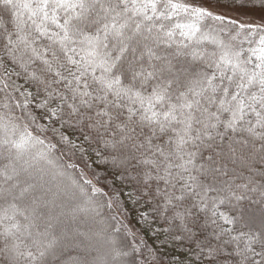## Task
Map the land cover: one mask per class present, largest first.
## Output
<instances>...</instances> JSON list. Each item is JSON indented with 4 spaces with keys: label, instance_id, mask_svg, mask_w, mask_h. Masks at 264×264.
Returning a JSON list of instances; mask_svg holds the SVG:
<instances>
[{
    "label": "snow or ice",
    "instance_id": "1",
    "mask_svg": "<svg viewBox=\"0 0 264 264\" xmlns=\"http://www.w3.org/2000/svg\"><path fill=\"white\" fill-rule=\"evenodd\" d=\"M0 53V252L13 264L67 236L53 215L63 189L47 187L41 166L58 145L94 154L114 182L136 181L188 241L180 264L264 261V0H0ZM9 62L28 87L9 83L22 74ZM48 132L56 142L33 154ZM87 184L95 196L80 187L74 212L109 195ZM108 243L118 264H161L143 240Z\"/></svg>",
    "mask_w": 264,
    "mask_h": 264
},
{
    "label": "trees",
    "instance_id": "2",
    "mask_svg": "<svg viewBox=\"0 0 264 264\" xmlns=\"http://www.w3.org/2000/svg\"><path fill=\"white\" fill-rule=\"evenodd\" d=\"M229 2L230 0H219L221 5H228ZM212 4L215 6L216 0H212ZM218 9L229 10L227 7H219ZM3 18L6 21L13 19L10 14L4 15ZM244 47H249V45L245 43ZM8 68L9 71L14 69L16 72L22 73V70L11 62H9ZM0 72H2V69H0ZM12 81L28 87L23 73L21 76H16L13 73L9 83ZM0 99H2V94H0ZM0 112H3V109H0ZM20 115L21 112L16 110L15 116ZM17 122L21 123V125L23 123L21 121ZM38 122L47 123L48 121ZM56 126L59 127V125ZM36 134L40 135L41 139L47 138L45 139V145L36 144L32 148L33 154L44 151L49 140L53 143L56 142L51 132ZM71 139L73 144L81 145L79 132L73 131ZM81 157L83 158L82 160ZM50 159L53 160L50 165L43 161L41 162V166L46 169L47 173L45 177L48 181L47 187H50L53 192H57L58 188L63 189V192L54 198L58 207L53 208V215L59 216L56 234L59 235L60 230L63 229L67 236L58 240L43 259L30 262L22 258L16 264H56L57 259L60 261L57 264H87L89 253H92L96 247L104 246L110 249L108 241L111 238H116L126 243L125 251H130L131 247L139 244L141 240L145 241L149 249H158L156 255L159 257L161 264H180L181 261L186 259L184 254L189 252L188 241L182 238V234L177 232L175 225L171 221L166 220L157 211L156 202L142 195L139 185L131 177L127 180L117 179L114 182L112 177L105 171L103 165L98 167V164H100L99 158L95 157L94 154L90 158L88 153L74 149L71 145H58L57 149L51 153ZM94 159L95 163L93 162ZM198 162L203 163V161ZM73 164L76 167H71ZM85 164H87V167H85ZM59 173H63V175H59ZM105 177L107 178L105 179ZM97 178H99V182ZM88 180L92 181V186L94 187L108 186L104 188V191L109 194L108 196L96 197L99 201L97 205L98 214L91 211H73L77 205L83 206L85 203V199L79 191L80 187H83L86 193L95 196L91 191V187L87 184ZM73 181H76V184H73ZM112 192L118 194L119 204H113L109 207L108 205L111 202L109 197ZM71 194L76 196V198L72 199V201H66V198ZM50 195L46 199H53ZM227 210V207L221 208V211ZM82 215L87 217V219L83 220L81 218ZM94 226L105 230L106 233L104 235L100 234L103 237L102 239L98 237V239H93ZM133 232L136 233V237L131 235ZM97 233L99 234V232ZM94 235L97 236L96 232ZM69 236H71V239ZM92 240L95 245L92 244ZM25 243L30 244V241L26 240ZM4 244L5 241L0 237V249L4 248ZM23 249L24 246L21 245V250ZM62 249L66 250V255L60 259L61 255H63ZM142 253H146V250L141 249L134 254L137 260L144 259ZM7 256V253L0 252V264H13ZM96 256L98 260L95 261V264H118L117 261L108 260L103 255L99 254ZM103 259L106 261H103ZM121 259L130 261L132 257H123ZM255 259L259 261V257H255ZM152 264H156V261L153 260ZM260 264H264V261H261Z\"/></svg>",
    "mask_w": 264,
    "mask_h": 264
},
{
    "label": "rangeland",
    "instance_id": "3",
    "mask_svg": "<svg viewBox=\"0 0 264 264\" xmlns=\"http://www.w3.org/2000/svg\"><path fill=\"white\" fill-rule=\"evenodd\" d=\"M223 13H226V18H235L239 15L238 11H235V10H225V9H218L216 10V12L214 14H223ZM239 21H248V22H254L255 24L259 25L261 23V20H260V13L259 12H256V13H252L250 15H239ZM62 193V192H61ZM71 196V197H70ZM50 197H52L50 195ZM76 198V196H74L73 194L69 195L67 198H66V201H72V199ZM83 220H86L87 217H85L84 215H82ZM65 220V219H64ZM94 228V232H93V239H102L103 237L100 235V234H105V230H102V229H99L98 227L95 228V226L93 227ZM96 232L97 236L94 235ZM99 232V234L97 233ZM98 237V238H97ZM69 238L71 239V236H69ZM92 244H94V241L92 240ZM110 245V244H109ZM64 247H67V246H64ZM63 251V255H61L60 259H62V257H64L66 254V250L65 249H62ZM109 253V249L107 247H101V246H98L96 247L92 253H89V257L87 258V264H95V261H97V256L96 255H103L104 258H108V260H111V257L108 255ZM59 259H57L56 261V264L59 263L60 261H58ZM103 261H106L103 259ZM102 261V262H103Z\"/></svg>",
    "mask_w": 264,
    "mask_h": 264
}]
</instances>
